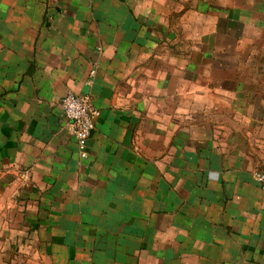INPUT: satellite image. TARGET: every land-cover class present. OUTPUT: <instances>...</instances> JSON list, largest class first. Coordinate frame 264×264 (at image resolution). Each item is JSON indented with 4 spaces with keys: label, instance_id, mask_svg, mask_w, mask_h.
Returning a JSON list of instances; mask_svg holds the SVG:
<instances>
[{
    "label": "crops",
    "instance_id": "crops-1",
    "mask_svg": "<svg viewBox=\"0 0 264 264\" xmlns=\"http://www.w3.org/2000/svg\"><path fill=\"white\" fill-rule=\"evenodd\" d=\"M263 162L264 0H0V264H264Z\"/></svg>",
    "mask_w": 264,
    "mask_h": 264
},
{
    "label": "built area",
    "instance_id": "built-area-1",
    "mask_svg": "<svg viewBox=\"0 0 264 264\" xmlns=\"http://www.w3.org/2000/svg\"><path fill=\"white\" fill-rule=\"evenodd\" d=\"M94 72L95 70L92 69L91 75ZM60 106L64 116L69 120L80 157H87L89 155L88 140L96 126V118L100 114L99 108L89 94L74 91H68L62 96ZM254 177L264 190V162L255 169Z\"/></svg>",
    "mask_w": 264,
    "mask_h": 264
}]
</instances>
